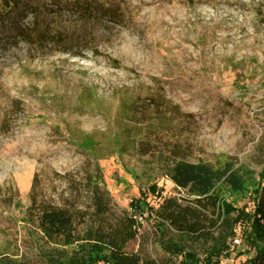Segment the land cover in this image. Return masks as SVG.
<instances>
[{"label":"rangeland","instance_id":"374dc122","mask_svg":"<svg viewBox=\"0 0 264 264\" xmlns=\"http://www.w3.org/2000/svg\"><path fill=\"white\" fill-rule=\"evenodd\" d=\"M174 152L256 181L264 171V0H0L2 256L37 259L31 206H91V177L115 215L137 198L158 206L152 184L188 196L165 173ZM251 190L225 197L250 211ZM137 217L127 249L168 259ZM242 233L224 264L254 254Z\"/></svg>","mask_w":264,"mask_h":264},{"label":"trees","instance_id":"16d2710c","mask_svg":"<svg viewBox=\"0 0 264 264\" xmlns=\"http://www.w3.org/2000/svg\"><path fill=\"white\" fill-rule=\"evenodd\" d=\"M19 36H23V30ZM126 135V142L133 141L134 147L135 140ZM174 153L165 173L188 196L164 197L163 188L152 184L150 191L161 199L158 206L137 198L130 204L131 212L115 215L109 192L91 177V206L43 202L37 212L31 206L30 219L46 239V245L37 248V259L0 254V264H203L197 252L189 250V242L205 248L204 264H224L219 256L228 250L239 224L243 227V245L254 251L243 264H264V171L256 181L251 172L235 168L233 162L214 168L209 163L178 159L179 154ZM250 186L256 198L252 210L240 209L226 200L225 194H243ZM138 215L153 220L155 241L169 255L168 259L159 260L149 253L127 249L138 238L142 220Z\"/></svg>","mask_w":264,"mask_h":264},{"label":"built area","instance_id":"2783aa9c","mask_svg":"<svg viewBox=\"0 0 264 264\" xmlns=\"http://www.w3.org/2000/svg\"><path fill=\"white\" fill-rule=\"evenodd\" d=\"M236 242H239V240H236Z\"/></svg>","mask_w":264,"mask_h":264}]
</instances>
